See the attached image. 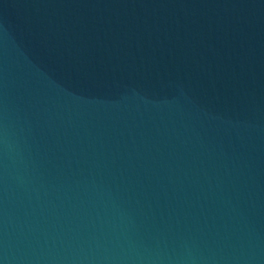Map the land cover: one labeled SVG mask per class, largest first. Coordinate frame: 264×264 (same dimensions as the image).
Segmentation results:
<instances>
[{"label": "water", "instance_id": "95a60500", "mask_svg": "<svg viewBox=\"0 0 264 264\" xmlns=\"http://www.w3.org/2000/svg\"><path fill=\"white\" fill-rule=\"evenodd\" d=\"M0 264H264V0H0Z\"/></svg>", "mask_w": 264, "mask_h": 264}]
</instances>
